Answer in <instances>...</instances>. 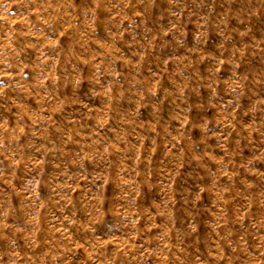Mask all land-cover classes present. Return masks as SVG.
Segmentation results:
<instances>
[{"label": "rangeland", "instance_id": "374dc122", "mask_svg": "<svg viewBox=\"0 0 264 264\" xmlns=\"http://www.w3.org/2000/svg\"><path fill=\"white\" fill-rule=\"evenodd\" d=\"M0 264H264V0H0Z\"/></svg>", "mask_w": 264, "mask_h": 264}]
</instances>
